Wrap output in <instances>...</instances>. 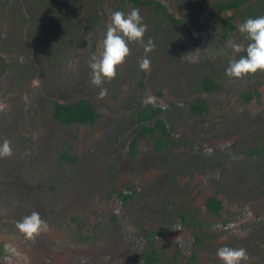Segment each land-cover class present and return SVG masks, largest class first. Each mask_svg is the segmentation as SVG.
Listing matches in <instances>:
<instances>
[{"label":"flooded vegetation","instance_id":"obj_1","mask_svg":"<svg viewBox=\"0 0 264 264\" xmlns=\"http://www.w3.org/2000/svg\"><path fill=\"white\" fill-rule=\"evenodd\" d=\"M169 2L124 0V8L148 9L155 17H152L151 28L145 32L144 45L137 42L128 44L130 54L117 67V75L108 81V86L116 88V80L121 82L123 77L132 74L139 89L145 83L143 77L145 79L152 73L155 82L171 92L167 93L169 102L164 103L169 105L136 106L133 121L126 127L122 123L111 125L100 117V86L91 83L89 70L92 58H99L103 51L102 42L96 43V53L91 60L85 62L84 66H75L76 71L69 78L66 77L67 80L60 82L43 74L49 71L42 69L40 84L25 98L24 106L13 95L16 91L12 89L14 85L6 82L13 94L10 91L0 99V104L4 105L0 109V145L4 140L10 141L13 154L0 157V201L10 202L11 194H14L15 200H23L27 205L19 217L16 212L20 213L21 209L16 205L20 203L13 205L8 214L13 219L10 229L14 230V222L30 215V210L39 208L40 199L46 206L47 215L54 214L51 223L47 224L48 229L40 235L48 234L55 222L67 213V221L61 228L66 238H60L61 245L50 246L49 239L45 242L36 236L37 241L29 240L21 234L20 237L35 246L36 256L31 255V264H148L149 260H154L155 264H224L212 253L211 245L215 234L228 232L229 198L235 199L232 192L239 193L241 186L254 187L260 181L258 173H250L249 168L252 159L264 154V106L255 113L248 114L241 110L243 105L248 108V104L255 101L254 90L246 87L238 96L235 93L230 100L222 99L221 110L212 111L207 114L210 118L206 119L209 106L206 99L198 94L202 92L206 96L214 92L219 87L220 73L224 72L227 76L226 69L230 65L225 63V67L217 72L216 66L221 63L215 57L220 52L214 54L215 48L210 45L218 39L225 41L224 32L234 30L246 19L264 13V4L259 0H247L244 5L222 10L218 3L225 0H217L210 14L220 24L223 31L219 34L221 38L214 36V30L208 37L205 28L200 30V34L191 30L192 33L187 35L191 20L182 21L173 14ZM18 8L11 13L6 11L0 14V73L4 68L2 60H5L3 47L18 48V43L14 41L18 35L20 37L22 26L15 21L20 18ZM33 13H28V17L27 13L21 15L25 19H33ZM185 22V30L180 29ZM193 35L196 39L191 44L188 37ZM29 39L34 46L39 41L33 37ZM149 41L153 47L151 51H146L145 45ZM237 43L246 48L250 41L243 36L237 38ZM46 49V54H49L47 44ZM9 51L14 50L8 49L7 53ZM62 51L57 50L58 54ZM38 54L41 53H37V59ZM241 56H246V51L235 53L231 60ZM144 58L150 61V71L139 67ZM34 66L37 68V61ZM192 79L195 82L189 88L193 93L187 102L193 119L197 117L195 123L188 124L192 137L178 139V144L185 149L177 150L179 153L166 161V153L173 152L172 147L180 136L175 133L183 130L178 126L185 124L183 119L175 118L177 106L173 105V99H180V83L185 81L190 84ZM30 88L33 89V86ZM136 92L140 94L137 89ZM158 94L161 96L163 93ZM81 99L90 104L95 115L93 119L81 121L70 117L66 121L58 117V105ZM98 123L103 127L105 136L100 142H91L90 136L85 134ZM36 130L38 135H35ZM32 137L39 139L38 144L33 142ZM72 137H78L79 143L90 145V148L78 153L75 144L71 143ZM143 138H149L152 143L149 148L146 147L147 152H142L145 159L142 158L141 162L136 155ZM54 139L62 142L60 150L53 148ZM224 140L230 143L221 152L217 146ZM41 145H45L43 151L57 152V158L65 167L76 163L71 172H75L76 182H89L88 189L85 187L73 192L70 189L61 193L62 184L67 189L71 187L68 179L63 181L65 176L62 172L59 177L53 174L49 178L42 165L40 171L44 175L40 174L36 169L42 163ZM21 152L24 153L19 160L17 156ZM31 152L35 153L29 155ZM146 154L148 156L145 157ZM110 158L113 159L112 168L106 162ZM132 161H136V169L144 170L146 165L144 177L138 182L140 187L122 181V174L127 173V168L133 165ZM179 162L181 166L177 167ZM104 167L106 169L103 170ZM27 173L30 174L28 179L34 180L33 184H19L18 178L27 177ZM97 173L105 174V179L101 181ZM105 184L106 187L103 186ZM193 192H197L200 199ZM100 193L103 200L101 198L94 206L98 212L97 219H94L89 215L85 200L93 202V196ZM31 199L33 205L29 209ZM74 212H77V217L70 216ZM244 245L247 244L241 247ZM2 249L0 242V256ZM247 253L249 262L256 257L254 251ZM260 257L264 264V252Z\"/></svg>","mask_w":264,"mask_h":264},{"label":"rangeland","instance_id":"obj_2","mask_svg":"<svg viewBox=\"0 0 264 264\" xmlns=\"http://www.w3.org/2000/svg\"><path fill=\"white\" fill-rule=\"evenodd\" d=\"M216 3L217 0H170L169 2L171 7L170 10L173 14L180 17L182 21L188 18L191 20V23L189 24L190 29L187 30V35L192 33L191 30L200 34V30L205 28L207 29L206 35L208 37L213 30L214 36H219L222 31L218 21H215L214 17L210 14L212 8H215ZM119 5H121V7H119ZM18 6L20 7L18 8V10H20V18L15 21L16 23L22 24L20 37L18 35L14 40L18 43V48L4 46L2 49L5 60H2L4 68L0 73V99H2L6 93H10L13 89L16 91L15 94L11 91L12 94L15 96L17 102L21 103L23 106L25 105V98L28 97L31 91L35 90L40 84L39 76H41L43 70L49 71L48 73L43 74H47L60 82L67 80L66 77L69 78V76H72L76 71V67L84 66V63L91 60L94 56L96 53V43L102 42L105 38L107 27L111 23V14L114 11H123L125 13L131 11V9L124 8V0H0V14H5L6 11L11 13L12 11H15ZM139 10L143 17L142 23L145 24L147 28H151L152 17H155L153 12L148 9ZM24 12L27 13V17L29 16L28 13L34 12L33 19L23 18V15L21 14H25ZM263 15L264 13L258 15V17ZM238 16L241 18V15ZM186 23L187 22L184 24L182 23L180 29H184ZM193 26L195 27L193 28ZM36 35L41 38L38 39ZM223 35L227 38L225 41L218 39L210 45L215 48L214 54L220 52L219 56L215 57V59L218 58L221 63L216 66L218 67L217 72H220L219 70H222V68L225 67V63L230 64V62H232V56L235 55L232 48L229 47V42L236 41L237 43V38H243V36L246 37V34L238 31V27L227 33L224 32ZM28 36L39 40L37 41L36 46L32 44V40L29 39ZM170 36L173 37L174 35L171 33ZM188 38L191 40V44L195 42L196 37L194 35L189 36ZM46 44L50 47L49 54H46ZM102 47L100 46V48ZM8 49L14 51H9L10 53H7ZM57 50L63 51L58 54ZM38 52L41 54H38L37 59L36 55ZM36 61L37 68L34 66ZM56 62L57 65H55ZM89 73H91V69L89 70ZM7 81L14 85L12 89L7 88ZM35 81H39V83L36 84L34 83ZM136 81L134 82L132 74H128L126 77L122 78L121 82L116 80V88H111V86H108V80H105L103 84L98 87L99 96L102 88L107 90L106 95L103 97L100 96V117L106 119L111 125L122 123V125L126 127L129 122L133 121V116L136 111L135 107L139 104L145 105L146 103L143 101L148 95L155 97V103L148 104L162 106L169 105V103H164L167 101L169 102L167 99V93L171 92L167 87L159 86L155 82L152 73L148 74L145 79L143 77L145 83L139 89L136 88ZM194 82L193 79L190 84L182 81L180 83L182 92L180 99H173L175 101L173 105L177 106L175 118L183 119L185 124L184 126H178L179 129L183 128V130L175 133L180 136L177 135L176 144L172 147V149H174L173 152L166 153V161H170L171 157L176 156L179 153L177 150L185 149L181 144H178V139L184 138L187 140L192 137V131L189 129L188 124L195 123L197 117L193 119L192 113L187 108V102L191 97L190 95L193 93L192 88L190 89L189 86L192 84L193 87ZM31 86H33V89L30 88ZM107 86L109 88H106ZM246 87H250L251 90H254L255 101L250 102L248 108L247 105H243L241 110H245V113L249 114L250 112L255 113L257 110L263 108L264 71L258 70L255 74L246 75L240 79L228 77V75L225 76L224 72H222L220 73L219 87L214 92L206 96L202 92L198 94V96L200 95L206 99L209 106L205 118L209 119L210 117H208V115L212 111L218 110L217 112H219L221 110L222 99L230 100L235 93L238 96L239 93L246 90ZM136 89L140 94L136 92ZM158 93H163L164 95L162 94L163 96H160ZM219 115H221V112ZM93 129L95 131H93ZM35 135H38L37 130L35 131ZM85 136H90L91 142H100L105 136V131L98 123V125L92 127L90 132L88 131ZM32 138L35 140L33 142L38 144L37 141L39 139H37V137ZM77 139L78 137H72L71 143L75 144L78 153L90 148V145H82ZM151 143L152 141L149 138H143L140 140L136 159H139L141 162L143 161L142 158L145 159L142 156V152H147L149 148L148 146H151ZM229 143L230 141L224 140L221 144H218L217 148H220L222 152L224 151L223 148L229 147ZM262 144L264 146V141ZM52 146L55 150H60L62 142L60 139H54L52 141ZM40 147L42 151L45 149V145H41ZM146 147L148 148L146 149ZM22 153L24 152L19 153L17 159H21ZM34 153L35 152H31L29 155H33ZM57 155L58 153L55 151H43L42 163L39 164L36 170L40 171L41 166L43 165L42 169L47 173L49 178H52L53 174L59 177L62 172L65 176L63 181L68 179L71 187L67 189L64 184H62L63 189L61 190V193L68 192L70 189L72 192L76 189L84 190L85 187V189H88L87 185L89 182L88 184L76 182L75 172H71L76 163L69 164L65 167L62 161L57 158ZM146 156L148 155L146 154L145 157ZM255 158L251 160L249 172L252 174L258 173L260 181H258L254 187L246 185L241 186L242 189L239 193L232 192L235 199H231V197L229 198L227 209L228 222L226 225L228 232L215 234L211 245L213 246L211 250L212 253L217 256V249L220 247L227 246L230 248H240L246 243L247 245H244L243 248H245L247 252L254 251L256 257L250 262L249 259L243 261L242 264H262V257H260V254L264 252V154L261 153ZM112 160L113 159L110 158L106 161L110 168H112ZM131 163L133 165L127 168V173L124 172L122 174V181L140 187L138 182L144 177L146 165H144V170H140L136 169V161H132ZM180 164V162L177 163V167ZM104 169L106 168L104 167L103 170ZM80 170H82V168H80ZM40 174L44 175L42 171H40ZM97 175H99V179L103 181L105 174L97 173ZM28 176H30L29 173H27V177L18 178L19 184H33L34 180L28 179ZM32 176L34 177V174ZM251 178H253V176H251ZM103 186L106 187V184ZM94 187L99 188L98 185H95ZM193 195H197L198 199L201 197L197 192H193ZM101 198L102 193L93 196V202L85 200L88 204L89 215L94 219H97L98 216V212L94 210V206L97 205ZM32 200L33 199H31L29 203V209L33 205ZM16 202L20 203L16 205V208L21 209L20 213L16 212V216L19 217L23 213L24 208L27 207L23 200H15L14 194H11L10 202L6 203L5 201H0V242L3 245L0 264H7L9 259L11 260V264H31V255L34 257L36 256L35 246L31 245V243L26 241L25 238L20 237L21 233H19L16 228L17 221L14 222L12 227L14 230L10 229V224L13 219L12 216H9L8 214L12 211L13 205L16 204ZM235 202H237V204H235ZM45 207L44 202L40 199L39 208L33 210L38 211L41 219H44L46 224H49L51 223V218L54 214L50 213V215H47ZM33 210H30V213ZM76 213L77 212H74L73 215L71 214L70 216L74 217L75 215V217H77ZM66 221L67 213L63 218H60L55 222V225L50 228L52 231L48 230V234L45 236L38 235L37 239L41 238L45 242L49 239L48 242L50 246L61 245V242L59 241L60 238H66L65 232L61 228ZM215 228H217V226ZM129 230L131 231V228H129ZM24 241H26V243ZM6 245H9L10 248L6 249ZM12 249H14V251H12ZM217 260L222 261L218 259V256Z\"/></svg>","mask_w":264,"mask_h":264},{"label":"clouds","instance_id":"obj_3","mask_svg":"<svg viewBox=\"0 0 264 264\" xmlns=\"http://www.w3.org/2000/svg\"><path fill=\"white\" fill-rule=\"evenodd\" d=\"M111 23L108 25L105 38L102 41L103 51L99 58L93 57L91 68V83L100 86L105 80L111 81L117 75V67L125 62V58L130 54L128 44L137 42L144 45V36L147 31V26L142 23L143 17L138 8H132L130 12L114 11L111 14ZM238 31L246 34L250 41L245 48L242 44L229 42V47L234 53H239L242 50L246 51V56H241L239 59L230 62L226 69V74L229 77L237 79L243 78L246 75L255 74L258 70L264 71V16L256 18H248L243 23L239 24ZM151 41L145 45L146 51L152 50ZM141 70L150 71V61L147 58L142 59L139 64ZM34 83L38 84L39 81ZM107 94L106 89H101L100 96ZM144 103H155V97L148 95ZM4 105L0 104V109ZM13 154L10 146V141L4 140L0 145V157H8ZM16 228L19 233L23 234L26 239L34 240L41 232L48 229V225L41 219L40 213L33 210L30 215L23 217L21 221L16 223ZM6 249L10 246L6 245ZM14 251V249H12ZM217 256L224 264H242L243 261L249 259L247 250L243 247L230 248L227 246L217 249ZM7 264H11L9 259Z\"/></svg>","mask_w":264,"mask_h":264},{"label":"trees","instance_id":"obj_4","mask_svg":"<svg viewBox=\"0 0 264 264\" xmlns=\"http://www.w3.org/2000/svg\"><path fill=\"white\" fill-rule=\"evenodd\" d=\"M132 2H138L139 0H131ZM220 1V0H219ZM247 0H225V2H219V9H228L232 7H239L244 5ZM249 1V0H248ZM259 3L264 4V0H259ZM57 115L59 118L69 121L70 117L75 120L84 121L86 119H93L94 112L90 104L86 100H78L67 105H58ZM148 264H155L154 260H149Z\"/></svg>","mask_w":264,"mask_h":264}]
</instances>
